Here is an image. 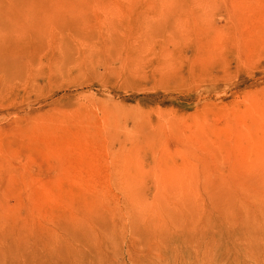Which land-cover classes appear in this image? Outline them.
Wrapping results in <instances>:
<instances>
[{"label": "rangeland", "instance_id": "obj_1", "mask_svg": "<svg viewBox=\"0 0 264 264\" xmlns=\"http://www.w3.org/2000/svg\"><path fill=\"white\" fill-rule=\"evenodd\" d=\"M133 229L264 264V0H0V264Z\"/></svg>", "mask_w": 264, "mask_h": 264}, {"label": "bare ground", "instance_id": "obj_2", "mask_svg": "<svg viewBox=\"0 0 264 264\" xmlns=\"http://www.w3.org/2000/svg\"><path fill=\"white\" fill-rule=\"evenodd\" d=\"M193 237L189 229L177 235L163 229H133L93 247L68 243L63 264H175L183 256L185 241Z\"/></svg>", "mask_w": 264, "mask_h": 264}]
</instances>
